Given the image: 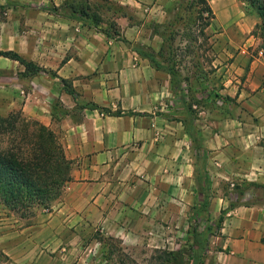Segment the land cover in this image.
<instances>
[{
  "label": "crops",
  "instance_id": "crops-1",
  "mask_svg": "<svg viewBox=\"0 0 264 264\" xmlns=\"http://www.w3.org/2000/svg\"><path fill=\"white\" fill-rule=\"evenodd\" d=\"M179 1L0 0V51L57 75L25 76L21 64L0 57L9 73L0 115L20 110L52 130L72 163L71 180L48 209L21 218L0 205V264H82L95 234L130 252L183 250L192 211L204 217L198 230L211 231L224 211L199 264H264V57L247 44L224 48L212 62L219 81L207 101L215 110L189 116L169 74L133 48L159 49ZM229 1L214 10L227 27L242 14ZM85 6L129 44L80 18ZM251 21L254 28L255 13Z\"/></svg>",
  "mask_w": 264,
  "mask_h": 264
},
{
  "label": "trees",
  "instance_id": "trees-1",
  "mask_svg": "<svg viewBox=\"0 0 264 264\" xmlns=\"http://www.w3.org/2000/svg\"><path fill=\"white\" fill-rule=\"evenodd\" d=\"M245 3L257 16L258 23L254 26L252 35L260 40V48L264 57V0H239ZM97 10V7H94ZM187 23L180 35L187 43L197 40L191 32V27L199 20L204 21L199 32L206 40L208 28L215 15L206 0H192L185 6ZM76 13L82 19H88L92 27L109 39L121 40L120 30L115 23H104L99 14L89 6L79 7ZM175 34V33H174ZM178 34V33H177ZM173 31L165 38L157 51L149 46L136 45V50L156 69L167 72L173 88L180 94L188 85V79L182 78L179 70L180 62L176 60L173 49ZM0 57L17 61L24 67L23 75H34L43 72L51 76L57 75L51 70L37 67L32 62H26L18 54L0 51ZM64 91L76 98L71 82L59 78ZM217 99L227 100L219 96ZM91 108L100 109L95 104ZM190 108V106L188 107ZM72 163L65 158L63 148L52 130L35 120L26 119L20 110L0 115V205L11 212L26 218L33 214L34 209H48L62 194L66 183L71 180ZM236 192V188H234ZM242 195V192H239ZM238 196V195H237ZM233 205V204H232ZM217 220V228L222 223V214ZM185 250H156L151 257L152 264H186Z\"/></svg>",
  "mask_w": 264,
  "mask_h": 264
},
{
  "label": "rangeland",
  "instance_id": "rangeland-1",
  "mask_svg": "<svg viewBox=\"0 0 264 264\" xmlns=\"http://www.w3.org/2000/svg\"><path fill=\"white\" fill-rule=\"evenodd\" d=\"M191 1L192 0H181L175 5L174 10L170 12L169 19L162 25L160 34L165 38L173 31V49H175L176 60L180 62L179 70L181 77L188 79V85L185 86L183 84L185 91L181 93L184 107L189 116L196 117L199 110L208 111L212 108L215 110L216 108V105L207 101V98L209 97L210 91H212V85L219 81V79L213 76L215 69L212 62L218 55L223 53V49L231 46L234 50L246 44L247 47H249L250 50H254V52L261 51V48L259 47L260 40L254 38L252 35L254 28H252L253 21L251 20H254V12L245 3L241 2V4L238 0L235 1V3L238 4L240 12H242V14L244 13V16L241 14V20H238L234 26L227 27L221 24L220 21L216 22L213 20L212 24L205 30L207 35V39L205 40L199 32L204 21L199 20L191 27V32L197 40L187 43L183 37H177V33L180 34L187 23L186 18L188 12L185 10V6ZM206 1L213 12L215 13L216 11L218 14L230 6L229 0ZM4 18H6V16L3 14V11L0 10V20H4ZM243 19H248L250 22L246 24L242 22ZM249 39L251 41L247 43ZM136 45L137 44L133 45L134 49H136ZM4 62L3 59H0V90H2V84L6 81V75L9 74L3 70L5 66ZM214 89H216V87ZM220 100L227 102V100L221 98ZM194 105L195 107L193 108ZM189 106L190 108H188ZM220 106L223 107L222 105ZM229 188L231 190V187ZM231 192L232 191H230V193ZM204 205L205 204H203V207ZM36 209H34V211ZM32 215L26 218H30ZM192 217V229L189 231L191 235L188 237V248L185 247L183 250L187 252L185 256L186 264H199L202 262L201 259H206L208 256V254L204 252L205 245L207 246L209 244L212 236H216L217 223L216 221L214 222L213 227L215 228L213 231L209 228L206 229V225L204 226L205 228L198 230V227L203 225L202 221H204V217L201 219L200 212L197 213V211H192ZM199 219L201 220L199 221ZM92 239L93 240H85L86 244L91 241L92 246L87 250L82 264H152L151 257L154 251H126L121 247L118 240H107L105 237L98 234H95ZM193 245L201 248L195 251ZM190 260H192L191 263Z\"/></svg>",
  "mask_w": 264,
  "mask_h": 264
},
{
  "label": "built area",
  "instance_id": "built-area-1",
  "mask_svg": "<svg viewBox=\"0 0 264 264\" xmlns=\"http://www.w3.org/2000/svg\"><path fill=\"white\" fill-rule=\"evenodd\" d=\"M259 52H260V55H263L262 51H259ZM230 187H231V191H232V195H233L231 197L237 199L238 196H236V194H234L235 193V190H234L235 186L233 184H231Z\"/></svg>",
  "mask_w": 264,
  "mask_h": 264
}]
</instances>
